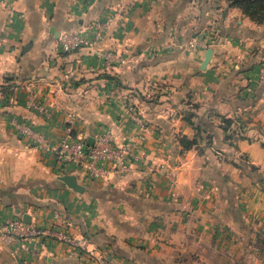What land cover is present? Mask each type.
<instances>
[{
  "label": "crops",
  "instance_id": "1",
  "mask_svg": "<svg viewBox=\"0 0 264 264\" xmlns=\"http://www.w3.org/2000/svg\"><path fill=\"white\" fill-rule=\"evenodd\" d=\"M2 1L0 222L29 214L45 227L59 217L108 264H264V142L253 135L264 125V86L251 91L256 68L245 63L254 48L264 56V27L218 0ZM107 18L95 49L124 57L114 69L91 48L59 50L61 33ZM222 117L233 120L226 130ZM13 118L54 147L102 129L117 145L133 137L138 158L126 174L90 181ZM43 242L27 258L0 240V264H97Z\"/></svg>",
  "mask_w": 264,
  "mask_h": 264
},
{
  "label": "built area",
  "instance_id": "2",
  "mask_svg": "<svg viewBox=\"0 0 264 264\" xmlns=\"http://www.w3.org/2000/svg\"><path fill=\"white\" fill-rule=\"evenodd\" d=\"M3 1L0 0V6ZM111 18L96 20L82 29H74L61 33L58 37V48L68 53L88 47L100 58L103 67L114 69L123 62L124 57L115 50H98L96 44L102 40L110 25ZM204 45V44H203ZM132 60V57L128 58ZM255 80L264 81V63L255 72ZM39 112H44L40 105L29 102ZM132 118L138 124L140 133L135 138L144 141V132L147 129L143 119L132 112ZM11 124L20 134L30 139L31 143L39 149L51 150L56 159L63 165L69 166L83 173L90 181H103L128 173L137 160V147L133 137L117 145L112 133L107 129L100 130L89 143L81 136H64L54 147L49 138L32 125L11 119ZM67 224L59 217L49 226L40 227L33 223H25L20 217H8L0 222V240L10 247V253L27 258H35L42 253L43 239L47 238L61 242L69 249V254L76 258H89L97 264H108V261L95 248H90L86 239L75 237L67 229Z\"/></svg>",
  "mask_w": 264,
  "mask_h": 264
},
{
  "label": "trees",
  "instance_id": "3",
  "mask_svg": "<svg viewBox=\"0 0 264 264\" xmlns=\"http://www.w3.org/2000/svg\"><path fill=\"white\" fill-rule=\"evenodd\" d=\"M230 7H235L240 12L248 17L251 21L257 24L264 25V0H225ZM222 128L226 130L232 123L231 118L222 117ZM236 121H239L236 119ZM230 136V135H228ZM197 137V136H196ZM196 140L183 142L185 148L191 147Z\"/></svg>",
  "mask_w": 264,
  "mask_h": 264
},
{
  "label": "rangeland",
  "instance_id": "4",
  "mask_svg": "<svg viewBox=\"0 0 264 264\" xmlns=\"http://www.w3.org/2000/svg\"><path fill=\"white\" fill-rule=\"evenodd\" d=\"M218 1H220L219 3H223L222 5H220V6H218L219 8H221V7H223V8H226V5H225V3L227 4V7H230L229 5H228V3L225 1V0H218ZM223 1V2H222ZM235 8V7H234ZM237 10V9H236ZM239 10V9H238ZM227 11V10H226ZM240 11V10H239ZM241 13V12H240ZM241 15H242V17H243V14L241 13ZM254 24H256V25H258V26H262V27H264V25L263 24H257V23H255L254 22ZM197 44V46H201L202 48H204L203 46V42H197L196 43ZM206 47H207V45H206ZM259 48H254L253 50H251L250 51V53H249V57L248 58H245L246 60H245V63H250L251 65H249V67H247V69H250V70H252V69H254L253 67H255L256 68V70H257V68L259 67V66H261V64H263L264 63V56L259 52V50H258ZM255 50V51H254ZM248 63V64H249ZM248 79V78H247ZM248 85H250V86H253L252 87V89H251V91H253V92H256V90H255V88L257 87V86H264V81L263 82H258V81H256V80H254V78H251L250 77V82L248 83ZM250 90V89H249ZM253 135H255L254 136V138H257L258 140H262L263 142H264V125L263 126H259V129H258V131H256V132H254L253 133ZM252 135V136H253Z\"/></svg>",
  "mask_w": 264,
  "mask_h": 264
},
{
  "label": "water",
  "instance_id": "5",
  "mask_svg": "<svg viewBox=\"0 0 264 264\" xmlns=\"http://www.w3.org/2000/svg\"><path fill=\"white\" fill-rule=\"evenodd\" d=\"M89 143H92L93 142V138H89L88 140ZM62 181H64L68 186L72 187L73 189L75 190H82V187H80L77 182H76V178L74 175H65L63 177L60 178ZM30 215L29 214H23L22 215V220L25 222V223H30ZM17 262L19 264H24V262H22L21 260H17Z\"/></svg>",
  "mask_w": 264,
  "mask_h": 264
}]
</instances>
